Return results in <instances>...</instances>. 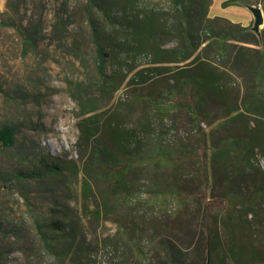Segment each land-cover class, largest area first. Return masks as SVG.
<instances>
[{
	"label": "trees",
	"instance_id": "1",
	"mask_svg": "<svg viewBox=\"0 0 264 264\" xmlns=\"http://www.w3.org/2000/svg\"><path fill=\"white\" fill-rule=\"evenodd\" d=\"M213 1L87 0L72 36L94 45L103 100L86 81L75 94L84 164L47 154L14 173L66 188L80 207L54 199L52 212H31L35 239L26 216L0 213V264H12L14 242L24 264H96L104 247L111 264H264V28L210 16ZM14 2L0 26L19 34L27 56L42 30L12 18ZM235 3L264 8L223 6ZM124 85L138 89L133 103L110 106ZM14 144V129L1 126L0 145ZM112 219L119 232L100 240Z\"/></svg>",
	"mask_w": 264,
	"mask_h": 264
},
{
	"label": "rangeland",
	"instance_id": "2",
	"mask_svg": "<svg viewBox=\"0 0 264 264\" xmlns=\"http://www.w3.org/2000/svg\"><path fill=\"white\" fill-rule=\"evenodd\" d=\"M145 1L169 5V0ZM219 1L211 8V15L238 21L247 18L239 3L222 6ZM86 5L87 0H15L10 9L12 18L37 25L42 30L38 48L27 56L22 55L19 34L13 28L0 26V127L11 126L15 135L13 146L0 145V181L8 179L0 187V213L11 218L26 216V229L31 230L33 239L36 231L31 223V212H52L54 199L59 200V204L80 207L74 199H65L66 188L59 189L54 182L30 179L18 182L14 173L17 168L35 167L37 158L47 154L74 158L79 165L84 164L77 145L81 107L75 94L78 89H83L84 84H80L86 81L92 86L88 88L92 91L90 95L98 101L103 100L96 92L98 76L94 45L87 33L72 36L81 28ZM141 59L145 60L144 56ZM150 89L142 91L146 93ZM136 90L124 85L115 93L110 106L122 100L132 104ZM83 175L81 172L80 178ZM67 187L74 196L81 191L80 182L74 177L70 178ZM119 225L117 219L104 221L98 227V238L113 237L119 232ZM3 242L8 243V240ZM18 246L14 242V249L8 256L12 264L25 263V256ZM112 255V247L100 248L96 264H111Z\"/></svg>",
	"mask_w": 264,
	"mask_h": 264
},
{
	"label": "crops",
	"instance_id": "3",
	"mask_svg": "<svg viewBox=\"0 0 264 264\" xmlns=\"http://www.w3.org/2000/svg\"><path fill=\"white\" fill-rule=\"evenodd\" d=\"M7 1L8 0H0V14L3 13L6 9V6H7ZM224 1L226 0H220L219 2L222 4ZM217 2L218 0H214L213 1V4L211 6V8L214 6V5H217ZM220 3H218V5H220ZM240 6H241V9L244 10V15H246V19L242 20V21H238V19L236 18H230L231 20L235 21V22H241L242 24L244 25H253L254 26V23H255V16H254V13L252 12V10L250 9V6L254 5V6H260L263 10V13H264V8L261 4H247V3H239ZM223 6V4H222ZM210 16H215V15H211V9H210ZM226 17V16H225ZM264 28V23L261 24L260 26V29Z\"/></svg>",
	"mask_w": 264,
	"mask_h": 264
},
{
	"label": "water",
	"instance_id": "4",
	"mask_svg": "<svg viewBox=\"0 0 264 264\" xmlns=\"http://www.w3.org/2000/svg\"><path fill=\"white\" fill-rule=\"evenodd\" d=\"M250 9L252 10L255 16V23H254L253 29L256 32H259L261 30L260 29L261 24L264 23L263 10L260 6H254V5L250 6ZM206 264H211L209 259L207 260Z\"/></svg>",
	"mask_w": 264,
	"mask_h": 264
}]
</instances>
